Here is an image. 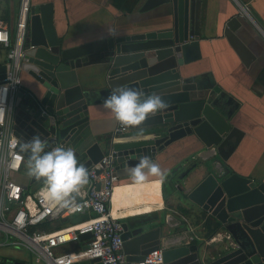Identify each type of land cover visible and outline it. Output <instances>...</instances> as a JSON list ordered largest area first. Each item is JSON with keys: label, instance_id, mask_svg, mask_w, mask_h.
Masks as SVG:
<instances>
[{"label": "water", "instance_id": "obj_1", "mask_svg": "<svg viewBox=\"0 0 264 264\" xmlns=\"http://www.w3.org/2000/svg\"><path fill=\"white\" fill-rule=\"evenodd\" d=\"M166 3L173 7L170 26L70 47L57 34L54 2L33 4L21 68L36 81L37 90L22 85L15 93L10 114L13 134L19 143L37 134L49 147L72 146L78 162L97 173L103 170L106 155L120 169L135 165L141 156L153 160L174 142L196 136L202 147L181 158L162 177L164 196L171 186L173 192L214 217L219 223L216 230H225L230 237L215 252H207L204 241L172 211L131 217L116 213L123 226L127 259L141 260L161 249L165 264H264V183L234 172L226 163L244 136L231 122L237 103L213 81L202 82V75L183 73L202 57V0H146L140 11ZM11 62V57L0 62V81L6 78ZM97 63L107 65L104 85L84 88L78 69ZM116 86L159 93L168 107L140 125L122 124L124 130L96 137L89 128L88 107L102 103ZM23 153L28 160L29 154ZM39 181L31 176L30 184ZM100 185L98 181L97 188ZM81 214L52 224L59 227L89 216L86 210ZM91 236L82 234L80 239ZM15 264L31 262L16 260Z\"/></svg>", "mask_w": 264, "mask_h": 264}, {"label": "crops", "instance_id": "obj_2", "mask_svg": "<svg viewBox=\"0 0 264 264\" xmlns=\"http://www.w3.org/2000/svg\"><path fill=\"white\" fill-rule=\"evenodd\" d=\"M32 1L33 4L54 2V25L65 47L111 35L159 29L170 26L173 20L172 3L142 12L140 8L146 0ZM200 31L202 57L186 66L183 73L185 76L202 75L200 81H213L234 98L237 105L231 122L244 131V136L226 163L234 172L264 183V0H202ZM0 47L1 54L6 47ZM106 69L103 63L78 69L83 87L103 86ZM20 77L23 86L37 90L36 81L28 73L22 70ZM88 110L89 128L94 136L104 138L116 132L120 122L103 103L89 105ZM202 145L196 136H188L158 152L152 161L166 172ZM26 167L27 162L24 169ZM127 169H117L119 180L115 188L135 184ZM17 178L23 185L30 186L31 176L27 172ZM156 180L160 181V188L155 197L146 192L137 197H125L116 195L114 189L111 210L127 217L172 211L188 223L191 233L204 241L203 250L215 252L224 245L229 233L216 230L219 223L214 217L188 201L186 196L173 192L171 186L165 197L159 176L148 174L143 183ZM90 186L88 177V183L77 197H85Z\"/></svg>", "mask_w": 264, "mask_h": 264}, {"label": "built area", "instance_id": "obj_3", "mask_svg": "<svg viewBox=\"0 0 264 264\" xmlns=\"http://www.w3.org/2000/svg\"><path fill=\"white\" fill-rule=\"evenodd\" d=\"M32 5V0H21L13 27L0 19V46L8 49L7 57L12 59L10 71L0 81V247L23 246L45 264H75L84 260L88 262L83 264H165L161 249L150 251L141 260L127 259L123 226L110 207L119 180L116 162L111 155L103 159L100 173L94 168L88 170L91 186L85 197H77L80 208L76 211L45 201L40 194L42 180L32 191L30 186L18 180L17 175L24 170L27 157L13 134L10 114L15 93L22 86L21 62L30 32ZM121 130L124 126L120 123L116 132ZM11 141L17 142L16 147L10 146ZM98 181L99 188L96 186ZM83 210L89 214L88 218L64 223L54 230L46 227V224L65 216H80ZM92 212L96 214L92 215ZM86 233H92V236L81 240L80 236ZM63 246L70 247L61 250ZM0 264H3L2 258Z\"/></svg>", "mask_w": 264, "mask_h": 264}, {"label": "clouds", "instance_id": "obj_4", "mask_svg": "<svg viewBox=\"0 0 264 264\" xmlns=\"http://www.w3.org/2000/svg\"><path fill=\"white\" fill-rule=\"evenodd\" d=\"M102 103L125 126L140 125L149 115L168 107L159 93L121 86L114 87ZM16 144L11 141L10 146L16 147ZM19 148L29 154L27 174L42 180L40 194L43 199L62 209L79 210L77 196L88 183L89 171L78 162L75 149L62 145L49 147V142L37 134L19 143ZM127 174L133 183L141 184L148 174L162 178L165 172L148 156H141L135 165L128 167Z\"/></svg>", "mask_w": 264, "mask_h": 264}, {"label": "rangeland", "instance_id": "obj_5", "mask_svg": "<svg viewBox=\"0 0 264 264\" xmlns=\"http://www.w3.org/2000/svg\"><path fill=\"white\" fill-rule=\"evenodd\" d=\"M21 0H0V19L9 24L10 27L15 25L17 19L19 6ZM1 50V47H0ZM8 49L5 48L1 51L0 62H3L7 58ZM27 172V167L22 171V174ZM36 187H31V191ZM70 246H63L65 249H69ZM0 258L2 263L6 264L7 260L15 262L16 260L30 261L31 264H45L44 261L38 260L31 251L23 246H11V248L0 247Z\"/></svg>", "mask_w": 264, "mask_h": 264}, {"label": "bare ground", "instance_id": "obj_6", "mask_svg": "<svg viewBox=\"0 0 264 264\" xmlns=\"http://www.w3.org/2000/svg\"><path fill=\"white\" fill-rule=\"evenodd\" d=\"M159 188H160V181L156 180V181H152L149 183L128 184V185L116 187L115 194L125 196V197H134V196L137 197V196H141L143 192H146L150 196L155 197V196H158L157 193L159 191ZM138 210H142V209H138Z\"/></svg>", "mask_w": 264, "mask_h": 264}, {"label": "trees", "instance_id": "obj_7", "mask_svg": "<svg viewBox=\"0 0 264 264\" xmlns=\"http://www.w3.org/2000/svg\"><path fill=\"white\" fill-rule=\"evenodd\" d=\"M41 183V181H39V182H37V183H34V184H31L30 185V188L31 187H37L39 184ZM46 227H50V229L51 230H54V229H56V227H54L52 224H50V223H48V224H46ZM6 264H15V262H12V261H8L7 260V263Z\"/></svg>", "mask_w": 264, "mask_h": 264}]
</instances>
